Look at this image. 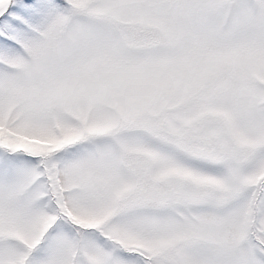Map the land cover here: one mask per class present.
<instances>
[{"label": "snow or ice", "instance_id": "obj_1", "mask_svg": "<svg viewBox=\"0 0 264 264\" xmlns=\"http://www.w3.org/2000/svg\"><path fill=\"white\" fill-rule=\"evenodd\" d=\"M0 264H264V0H0Z\"/></svg>", "mask_w": 264, "mask_h": 264}]
</instances>
